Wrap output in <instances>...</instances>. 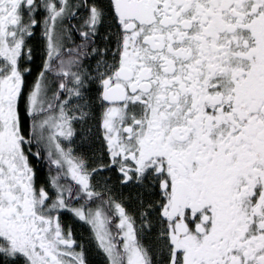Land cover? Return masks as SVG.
Masks as SVG:
<instances>
[{
    "label": "snow or ice",
    "instance_id": "obj_1",
    "mask_svg": "<svg viewBox=\"0 0 264 264\" xmlns=\"http://www.w3.org/2000/svg\"><path fill=\"white\" fill-rule=\"evenodd\" d=\"M0 264H264V0H0Z\"/></svg>",
    "mask_w": 264,
    "mask_h": 264
}]
</instances>
